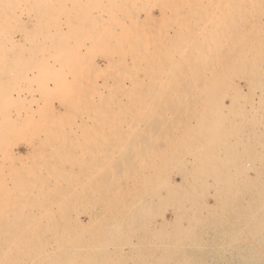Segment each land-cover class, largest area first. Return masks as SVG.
Wrapping results in <instances>:
<instances>
[{
    "label": "bare ground",
    "instance_id": "6f19581e",
    "mask_svg": "<svg viewBox=\"0 0 264 264\" xmlns=\"http://www.w3.org/2000/svg\"><path fill=\"white\" fill-rule=\"evenodd\" d=\"M146 1L0 0V264H264V0Z\"/></svg>",
    "mask_w": 264,
    "mask_h": 264
},
{
    "label": "rangeland",
    "instance_id": "374dc122",
    "mask_svg": "<svg viewBox=\"0 0 264 264\" xmlns=\"http://www.w3.org/2000/svg\"><path fill=\"white\" fill-rule=\"evenodd\" d=\"M138 1H139V0H137V1H135V0H133V1L130 0V2L132 3L131 5H133V7H134V5H135L136 8H138V7H140V6H142V7H143V6H147V8H150V5L148 6L147 3H146L147 5H143L142 2H141V0H140V2H138ZM142 1H145V0H142ZM133 2H134V4H133ZM135 2H136V3H135ZM146 2H149V4L151 3V1H149V0H147ZM152 13H153V15H156V14L154 13V11H151V14H152ZM19 14H20V13H19ZM143 15H145L144 12H143ZM22 17L25 18L24 15L21 16V18H22ZM23 18H22V19H23ZM8 22L11 23L12 21H11V20H8ZM263 22H264V19H263ZM12 23H15V21H13ZM12 29H14V28H12ZM8 32H9V34L11 33L10 30H9ZM9 34H5V35H4V38L0 37V41L5 42L6 45L3 43V46H6V48H8V49L11 51V49H12V45H13L12 40H15V39H14L15 36H12V40H11V37H7V36H9ZM10 36H11V35H10ZM17 37H18L19 40H21L22 37H23V35L20 34V35H18ZM1 39H2V40H1ZM8 39H9V40H8ZM4 40H5V41H4ZM7 40H8L9 42H8ZM7 44L10 45V46L8 47ZM10 48H11V49H10ZM10 51L7 52L6 54L13 53V52H10ZM12 55H13V54L9 55V57H12ZM98 58H99V57H98ZM98 58H97L96 60H98L99 63H102V61H101L100 59H98ZM9 61H10V60H9ZM9 63H10V62H9ZM10 65H11V66H10ZM41 65H42V64H41ZM13 66H14V65H12V63H10V64H9V67L6 68V72H10V73H8V74H10L9 76H11V77H14V76H15L14 74L16 73V71L13 72V70H15V67H13ZM11 67H12V68H11ZM41 68H43V67H41ZM45 68H46V65H45ZM1 69H2V67H0V71H3V70H4V68H3L2 70H1ZM49 69H50V68H49ZM7 70H8V71H7ZM43 71H44V69H43ZM35 72H36V70H34V73H35ZM13 73H14V74H13ZM41 73H42V70H41ZM43 73H44V72H43ZM29 74H31V73H29ZM29 74H28V75H29ZM36 74H37V72H36ZM36 74H35V75H36ZM35 75H34V74H33V75L31 74V76H33V78H34L33 81H32L34 85H32V84H31L32 86L29 85V86H31V87H30L29 90H28V94L30 93V89H31L32 87H33V88H32L33 91H35V90L37 89V88H35V87H36V78H35ZM28 77L30 78V75H29ZM31 78H32V77H31ZM40 79L42 80V74H41V76H40ZM34 81H35V83H34ZM21 83H22V82H20V84H21ZM30 83H31V82H30ZM41 83H42V82H41ZM22 84H23V83H22ZM22 84H21V85H22ZM239 84H240L241 86H244V83L241 82V81H239ZM40 85H41V84H40ZM34 86H35V87H34ZM12 87H13V86H12ZM34 88H35V90H34ZM40 88H41V86H40ZM10 90H11V88L9 89V91H8V93H7V94H9V95L11 94V91H10ZM69 92H71V91H69ZM71 93H73V94H70V93H69V94H70V95H68L69 98H70L71 95H72V96L74 95L75 91H73V92H71ZM14 94H15V93H14ZM14 94H13V96H14ZM31 94H32V90H31ZM53 94L55 95V93H53ZM53 94H51V95H53ZM57 94H58V93H57ZM78 94H79L78 92L75 93V95H77V97H78ZM51 95H50V97H51ZM26 96H27V98L29 99V103H30V102H31L30 97H31L32 95H31V96H30V95H26ZM58 96H59V94H58ZM72 96H71V98L74 99V97H72ZM21 97H22V96H21ZM35 97H36V95H35ZM54 97H55V96H54ZM54 97H53V101H52V103H53V105H55V107H57V106H56L57 103L55 102ZM56 97H57V96H56ZM77 97H75V98H76L75 101H77V99H78ZM39 98H40V99H39ZM39 98L36 97V100L39 99V101H40V102H38L36 105L33 104V103H32L33 105H30L31 103L28 105V103H27V105H28L27 107H26V105H24V106L26 107V109H27V110H25V112H24V110H23V108L25 109V107H23V108L20 107V106H19V103H16V105L18 104V106H17L16 108L12 109V111H13V110H14L15 112H16V111H19V110H17V109L20 108V111H19L20 113H18V115H19V114L22 115V117H20V115H19V119L21 118L20 120H22L23 118H25L26 113H27L28 115H29V114H30V115H31V114L33 115L34 113H36V114H34L33 117H32V115H31V117H32V119H35V121L33 120V124H34V126H37V124H38V126H39V123H40L41 120L43 119V118H42V115H43V111H42V110H44V106H45V109H47L48 101L51 100V98H49V96H48V97H47V101L45 102V105H43L42 102H41V100H42V95H40ZM48 98H49V99H48ZM28 99H27V100H28ZM27 102H28V101H27ZM50 102H51V101H50ZM224 102H225L227 105L229 104V101H227V99H225ZM81 103H82V102H80V104H81ZM41 106H43V107H41ZM21 109H22V111H21ZM31 111H34V112L32 113ZM22 112H23V113H22ZM24 113H25V114H24ZM28 115H27L26 119H29L30 115H29V117H28ZM23 116H24V117H23ZM14 117H15V115H14ZM14 117L11 116L12 119H13ZM17 117H18V116H17ZM31 117H30L29 121H32ZM57 117H60V115L57 116ZM57 117H56V119H57ZM46 118H47V117H45V119H46ZM49 118H50V116H49ZM54 118H55V117H54ZM60 118L63 119L62 117H60ZM60 118L57 119V120H60ZM2 119H6V117H2ZM56 119H55V122H54V123H51V124L49 125V127H48V128L51 129V131H52V129L54 128V129H55V132H57V131H56V128H55V123L57 124V122H59V121H57ZM71 119H72V120L75 119V120L77 121V117H76V116H73L72 118L70 117V120H71ZM78 119H79V118H78ZM72 120H71V121H72ZM19 122H21V121H19ZM34 122H35V123H34ZM73 123H74V121H73ZM77 123H78V122H76V124H77ZM52 124H53V125H52ZM60 124H62V123H58L57 126H59ZM67 124H68V123H67ZM67 124L64 123L63 126L60 125V127H63V129L66 128L67 133H68L70 136H72L73 138H74V136L78 137V135L80 134V132H79V130H78V131L75 130V129L77 128V125H76V124H75V125L73 124V125H74V126H73V125H71V124L69 123V125L71 126V127H70V126L67 125ZM72 126H73L74 128H72ZM7 127H8V126H7ZM40 127H41V126H39V127H35L34 129H36V130H34V132H33L32 129H30V130L28 129L29 131H27V132H24V131L22 132V131H21L22 133H25V134H22V133L19 134V132L16 133V132L14 131L15 135L17 134V137H16V136L14 135V133H13V130H14L13 127L11 126V129H10V127H9V129H10L11 132L13 133V135H12L13 137L11 136V137L9 138L8 142H5V143H8L9 146H7V145L5 146V143H4V146H5L6 149H5V148H2V149H3L4 151H5V150H6V151L9 150V152L11 151L12 153L15 152V153H20V154L25 155L26 153L29 152V150H31V147L27 146L26 143L23 142V141L27 140V141L30 142L31 139H33V149H35L36 147H38V146H37V142H38L39 145H40V143H41V146H39L40 151L43 150V148H42V144H43V143L46 144V143H47V142H46L47 140L45 139L46 141L43 142V140H42L43 135L40 137L41 133L43 132V131H42V127H41V128H40ZM60 127H59V128H60ZM37 128H38V129H37ZM59 128H58V129H59ZM70 128H72V129H70ZM54 129H53V131H54ZM31 130H32V131H31ZM40 130H41L42 132H41ZM45 130H46V128H45ZM68 130H72V131H68ZM58 131L61 132L62 130H58ZM73 131H74V132H73ZM75 131H76V133H75ZM38 132H39V134H38ZM40 132H41V133H40ZM45 132L47 133V130H46ZM55 132H51V133H55ZM71 132H73V133H71ZM62 133L64 134V132H62ZM62 133H61V135H62ZM67 133H66V134H67ZM68 134H67V135H68ZM71 134H72V135H71ZM20 135H21V138H20ZM58 135H59V134L57 133V136H58ZM31 136H32L33 138H32ZM34 136H35V137H34ZM14 137H15V139H14ZM26 137H27V138H26ZM12 138H13V139H12ZM23 138H24V139H23ZM30 138H31V139H30ZM73 138H72V141H73V142H72V141H70V142H72L71 144L74 145V143L76 144L77 139H74V140H73ZM16 139H18V142H17ZM20 139H21V140H20ZM29 139H30V140H29ZM40 139H41V140H40ZM9 141H11V142L9 143ZM19 141H20V142H19ZM41 141H42V142H41ZM60 141H61V140H60ZM12 142H13V143H12ZM22 142H23V143H22ZM39 142H40V143H39ZM45 142H46V143H45ZM11 143H12V144H11ZM15 143H17L18 145L15 144ZM44 144H43V145H44ZM44 146H45V149H44V150L46 151V150H47V144L44 145ZM7 147H8V148H7ZM40 147H41V148H40ZM16 150H17V151H16ZM36 150H38V149L36 148ZM78 150H79V149H78ZM78 150H77V153H76V150H75V153H76V154H78V153L80 152V150H79V152H78ZM24 157H25V156H24ZM7 161H8V160H7ZM7 161L4 162L5 164H4V163H1V164H3V166H4L5 168L8 167V166L10 165L9 162H8V164H7ZM25 161H26V159H23V161H22L21 163H26ZM1 164H0V165H1ZM6 165H7V166H6ZM173 171H174L175 173H172ZM173 171H168V172H169V175H168V172H167V177L169 176V177H171V179H170L169 177H168V179H170V180H174V181H176V182L179 183V181H180V177L178 176L179 174L177 173V171H175V170H173ZM4 173H7V172H4ZM170 173H171V175H170ZM0 182H1V181H0ZM208 202L211 203V202H212V199H211V198H208ZM164 210H165V216H166L167 218H169V217H170L169 210H168V209H164ZM164 210H163V211H164ZM166 212H167V213H166ZM70 215H71V216H74V213L72 214V212H71ZM84 216H85V214H84V215L82 214V217H83V218H82L81 215H80V217H79L80 220H82V221H86V220H87V217H86V216L84 217ZM71 221H72V219H71Z\"/></svg>",
    "mask_w": 264,
    "mask_h": 264
}]
</instances>
